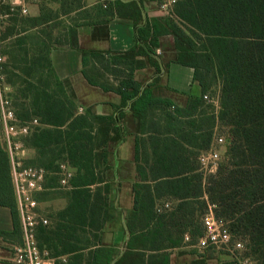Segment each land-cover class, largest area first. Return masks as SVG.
Wrapping results in <instances>:
<instances>
[{
    "label": "trees",
    "instance_id": "1",
    "mask_svg": "<svg viewBox=\"0 0 264 264\" xmlns=\"http://www.w3.org/2000/svg\"><path fill=\"white\" fill-rule=\"evenodd\" d=\"M104 1L110 16L132 19L135 27L142 23L136 1ZM79 2L71 0L66 7L61 4L57 11L42 7L36 18H23L16 12L12 14L15 17L11 18V27L2 35L5 39L18 28L15 45L20 48L26 39H39L34 42L38 47L36 53L28 56L25 50L21 54L20 72L25 87L19 90L22 99L14 105V115L21 125L36 119L41 127L24 139V145L37 147L40 166L53 173L43 189L60 187L54 176L60 168L53 164L54 160L67 161L75 169V174L66 180L68 205L56 213L54 230L39 228L38 248L42 250L55 242L60 251L52 253L53 257L60 253L72 255L70 261L59 264H143V252L134 253L132 249L159 251L165 241L176 244L171 240V232L182 238L188 230L180 226H192L182 221L193 219L196 212L200 213V220L208 204H213L217 218H237L239 226H228L230 233L248 239L252 255L258 264H264V0H176L172 12L187 32L162 18L152 23L146 20L144 26L136 29V47L112 54L82 52V75L87 82L118 93L120 109L129 103V111L138 120L143 119L138 130L147 134L135 138L138 170L133 209L124 224L130 235L126 250L119 255L111 247L95 244L84 262L81 252L89 249L87 235L93 236L95 232L96 241L97 232L112 217L108 201L112 184L105 179V172L110 168L109 144L123 140L119 121L124 112L118 113V121L113 115H97L91 109L79 113L71 87L51 69L48 53L57 42L55 39L52 44L50 32L43 29H53L59 15H67ZM9 10L8 6L0 8L8 15ZM165 34L174 37L175 62L193 69V80L198 81L203 93L210 88L212 79H221L220 110L216 117L203 111V106H207L203 96L190 98L186 108L180 109L153 94L151 87L155 81L141 89L133 80V72L145 62L159 70L155 49L158 37ZM61 37L62 45L78 49L75 28L69 27ZM106 37L105 23L96 29L93 38ZM7 55L16 63L15 55ZM92 63L120 79L119 86L114 89L102 82ZM152 108L159 109L162 116L146 120ZM216 120L231 127L229 158L203 186L197 156L210 146ZM7 163L8 155L0 147V205L11 210L17 234V206L5 192ZM204 194L206 200L202 199ZM163 198L179 202L174 208L165 209L158 204ZM196 204L203 205L202 210L194 208ZM190 232L193 241L202 236ZM152 259L150 255L148 264H168L165 254Z\"/></svg>",
    "mask_w": 264,
    "mask_h": 264
},
{
    "label": "crops",
    "instance_id": "2",
    "mask_svg": "<svg viewBox=\"0 0 264 264\" xmlns=\"http://www.w3.org/2000/svg\"><path fill=\"white\" fill-rule=\"evenodd\" d=\"M71 0H57L51 1L57 6V10L66 7L67 2ZM128 2L131 0H122ZM65 2V3H62ZM112 2V1H111ZM140 5L144 11L146 20L152 23L155 19L160 20L164 17V12L158 0H139ZM106 4L104 0H80L78 6L73 7V10L67 15L62 13L55 21H61L62 36L66 33L69 27L75 28L78 49H72L67 46L63 47H51L48 53L51 69L55 76L62 81H67L74 94L75 104L82 111L91 109L97 115L109 116L113 115L120 110L121 97L115 91H104L98 86L91 85L82 75V52H97V53H116L124 52L131 48L136 47V30L134 21L129 18L119 17L116 14L110 16L106 11ZM113 4V3H111ZM26 7V4H25ZM43 6L39 4H32L30 7H26L30 13L29 17L36 18L40 15V11ZM55 8L53 11H57ZM106 23L107 37L104 39H94L93 34L100 26ZM55 28V27H54ZM158 46L155 49L156 60L158 61L159 70L153 65L145 62V65L136 69L133 74V80L141 87H145L149 83L155 81V84L151 87L153 94L156 97L169 100L173 106L185 109L190 98L200 99L202 96H210L209 92L203 93L202 87L198 81L193 80V69L191 67L181 65L175 62L176 47L174 37L171 34L161 35L157 39ZM108 58L107 55H104ZM95 70L99 71L107 85L116 89L119 86L120 79L114 77L109 73L102 71L99 64L92 63ZM91 64V65H92ZM90 67V63L87 68ZM204 100V99H203ZM206 103V102H205ZM203 106V111L206 114H213L216 117L219 109V99L216 107L207 104ZM208 105L210 107H208ZM212 111V112H211ZM79 112V111H78ZM79 112V113H81ZM161 111L156 108L149 110L146 115V120L149 118L161 117ZM143 119L138 120L134 114L127 110L124 111L123 116L119 121V125L122 129L123 140L119 143L112 142L108 146L109 150V165L110 168L105 172V179L112 184L111 191L108 196L109 203L112 202L114 210L120 215V223L116 227L109 229L106 225L103 230L97 232V240L95 241L94 235L88 236L89 249L82 251L83 262L88 256V250L93 249L94 245H104L117 250H120L123 244L130 239L129 233L125 229V221L130 215L133 209V186L137 182V170L138 165L134 159V146L136 136L146 137L145 131L138 130V125L142 123ZM35 125V124H34ZM18 126V125H17ZM39 124L32 126L33 128H27L25 133L18 130L7 140L3 134V128L0 122V147L3 152L8 155L7 166L4 167L7 171L5 187L8 196L14 200L17 206V199L14 192L13 176L16 171H20L23 168H34L42 170V185L46 183L49 177L53 173L44 171L40 166L39 161L40 154L38 148L34 146L24 145V139L27 136L36 133L35 128H41ZM216 127V126H215ZM8 150H11L10 156ZM45 159V158H43ZM54 165L59 164V173H54V176L58 178V186L56 189H43L46 192L44 199H37V207L35 211L43 207L40 215L49 219V225L45 226L47 230H54L56 228V213L64 210L68 205L67 190L69 187H65L61 181L63 179L64 171L75 174V169L72 168L67 161H56ZM125 180L130 185V196L126 199V202H121V186ZM203 185V184H202ZM48 196H53L48 199ZM206 200V195L202 197ZM162 200L158 201V203ZM169 204L172 209L179 202L176 199H170ZM39 207V208H38ZM16 219L18 226V233H14L13 219L11 210L6 205H0V264H17L14 261V255L16 250L21 246L20 233V215L16 207ZM43 226L38 225L35 229V239L37 246L40 242L36 237L39 228ZM188 233H184L182 238L176 239V244L164 242V246L159 251L139 250L132 249V252H143V264H148L149 256L153 255V261L157 260L159 255H167L168 264H221L214 263L213 259L206 258L201 253V250L196 248L195 241L190 238V241L185 240V236ZM188 236V235H187ZM184 237V238H183ZM133 242V247L136 248ZM92 246V247H91ZM59 248V247H58ZM142 248V247H137ZM40 250V249H39ZM42 250L46 249L43 247ZM126 249L124 248V251ZM60 251V250H59ZM48 253V252H47ZM49 259L54 263H66L70 261L72 255L70 253L53 257L48 255Z\"/></svg>",
    "mask_w": 264,
    "mask_h": 264
},
{
    "label": "rangeland",
    "instance_id": "3",
    "mask_svg": "<svg viewBox=\"0 0 264 264\" xmlns=\"http://www.w3.org/2000/svg\"><path fill=\"white\" fill-rule=\"evenodd\" d=\"M6 1L8 3H5L4 6L9 7V9H10L9 12L11 14L8 15L7 13L0 11V13L3 16L0 18V59H1V61H0V68H1L0 69V88L3 91V93H2L3 97H5L8 101L9 107H11L12 110L15 111L14 105L19 104L21 102L20 99H22L21 95L19 93V90L22 89L23 87H25V84L22 82L23 75L20 72V68H22V65L20 63L22 61L21 54H23L25 52V50H26V53H28V56H32V54L36 53L35 50H37L38 47L35 46L34 42H36V41L38 42L39 39L33 37L34 31L31 30L30 34H31V37H33V38L26 39V42L23 45H21L22 48H20L19 46H16L15 43L17 40V33L19 31L18 28H16V30L14 29L13 33L11 35H9L8 37H6L5 39L2 38V35L12 25L11 24V18L15 17L12 14H15L16 12L19 14V11H17L18 7L9 3V2H15V1L14 0H10V1L6 0ZM51 1L56 2L57 0H38L36 2L26 1L25 4H26V7L27 6L30 7V5H32V4H39L43 7L49 8L51 10H53L54 8L56 9L57 6L54 5V3H52ZM158 1L161 5L163 12H164V17L162 19L168 20V22L170 24L175 25L177 28H180L184 32H187L186 28L182 25V23L178 20V18H176V16L172 12L173 4L175 2L171 3L170 0H158ZM11 8H17V10H11ZM29 16H30V13L28 11H26V13L21 15V17H23V18L29 17ZM55 24H56L55 28L49 29L48 27H45L43 30H44V32H50V34H51L50 42L52 44L54 43V41L56 39L57 43L53 44V47H63L64 45H62V44H64V43L61 42L62 41L61 30H62L63 26L61 24V21H57ZM57 40H59V41H57ZM7 52H11V55H15L16 63H14V61H12L8 58ZM100 79L102 80L103 77L100 76ZM8 80H10V82H13L12 86L9 84ZM209 83H210V85H209L210 88L208 89V92H209L210 96H208V97H212L214 99H216V97H218V99H220L219 96H220L221 84H222L221 79L215 78V80L212 79V81ZM219 110L220 109H218L216 116L218 115ZM33 120L30 124H25V125H21L18 122V123H16V126L18 125V126H26L27 128H33L32 126H36L38 124V123H36L34 125ZM230 131H231V127L229 125H227L226 123H221V122H218L217 120H216V122H214L211 142L216 140L219 137H223L225 139L219 148L220 159H219L218 167L220 165L226 164L228 162V158H229L228 149L231 145V139H230L231 133H230ZM218 167H217V169H218ZM63 184L66 185V182ZM129 196H130V185L125 180H123L122 186H121V202H122V204L124 202H126L127 198L129 199ZM52 197L53 196H48V199H50ZM33 198L35 201L37 199H44L45 198V196H43L42 187H41V189H39L38 191H35L33 193ZM169 203L170 202L167 199V200L160 201L158 204L161 208L167 209V208L171 207V205H172V204L170 205ZM109 206L111 208L112 217L107 222V226L109 229H111V228L116 227V225L118 223H120V215L118 214V212L116 210H114L112 202L109 203ZM202 206H199L196 204L194 206V208H197V210L198 209L202 210ZM43 210L44 209L42 207V208H39L37 210V212L42 213ZM219 210H220V208L217 209V212H219ZM195 214L196 215L194 216L193 219H188L187 222L184 220L182 221L183 224L184 223L187 225L191 224L192 226H180V227L183 230L185 229V231L188 230V233L191 231L190 233L191 234L193 233L192 235H194V236H199V235L203 234L204 228H203V225L201 224V221L198 220L200 213L196 212ZM224 222L226 223V226H239V223H238L236 217L225 218ZM199 224H201V226H199ZM216 226H219V225H216ZM41 228H45V226H43ZM187 235L189 236V234H187ZM170 236H171V240H173V241L180 238L179 234H177L175 231L171 232ZM165 242L170 243V241H165ZM237 243H240L241 246L236 247ZM54 244H55V242L49 243L46 245L47 248L51 247L53 249L52 251H50L47 248H45L46 251L48 252V255L49 254L53 255L52 253L55 254L56 252H58L60 250V248H58ZM200 250H201L200 254H202L206 258L213 259L214 263H221V264H258L256 257L252 255V248H250L248 239H246L244 236H242L236 232H234L233 234L231 233V238H230V241L228 244V248H223V246L221 244H216V245H210L206 249H200Z\"/></svg>",
    "mask_w": 264,
    "mask_h": 264
},
{
    "label": "built area",
    "instance_id": "4",
    "mask_svg": "<svg viewBox=\"0 0 264 264\" xmlns=\"http://www.w3.org/2000/svg\"><path fill=\"white\" fill-rule=\"evenodd\" d=\"M14 1L15 2L9 3L18 7V10L17 8H11V10H17L19 11V14L22 15L27 11L25 8L26 1L36 2L38 0ZM170 2L174 3L175 0H170ZM5 3L8 2L6 0H0V8L2 5L4 6ZM1 17L3 16L0 13V18ZM2 93L3 91L0 88V122L3 128V134L8 140L10 136L17 132L18 127L16 126L17 120L14 115V110L9 107L8 101L5 97H3ZM203 99L207 104H210L213 107H216L218 104V97L214 99L204 95ZM78 111L81 112L82 109L78 108ZM36 123L37 121L34 119L33 124ZM19 131L25 133L27 131V127L21 126ZM224 140L225 139L223 137L217 138L210 143L208 149L200 151L197 156V163L199 167L198 171L202 175L203 186L207 185L210 176L215 175L217 171L220 159L219 148ZM8 153L10 156L12 155L11 150H8ZM70 176L71 173L64 171L61 182L65 183ZM13 183L14 192L17 199V209L20 215V228L22 234L21 246L16 250L14 255L15 263L57 264L49 259L47 251L39 250L35 239L36 226L49 225V219L35 211L37 202L33 198V193L42 187V170L28 167L23 168L20 171H16L13 176ZM214 209L215 205L208 204L207 210L200 217L204 231L202 236L196 239L195 246L198 249H206L208 246L216 244H221L223 248H228L231 233L228 226H226V223L214 215ZM185 240L190 241V237L186 235ZM240 246V243L236 244V247Z\"/></svg>",
    "mask_w": 264,
    "mask_h": 264
},
{
    "label": "water",
    "instance_id": "5",
    "mask_svg": "<svg viewBox=\"0 0 264 264\" xmlns=\"http://www.w3.org/2000/svg\"><path fill=\"white\" fill-rule=\"evenodd\" d=\"M134 1H136V2L138 3V5H139V7H140V10H141V15H142V23H141L140 25H138V26L135 27V30H136L138 27H140V26H144V25H145V23H146V17H145L144 11H143V9H142V7H141V5H140L139 0H134ZM142 88H143V87H141V89H142ZM127 110H129V103L127 104V106H126L125 108L118 110V111L114 114V118H115V120L118 121V113H119V112H121V111L124 112V111H127ZM124 248H125V243L123 244V246H122V248H121V250H120V253H122V252L124 251Z\"/></svg>",
    "mask_w": 264,
    "mask_h": 264
}]
</instances>
